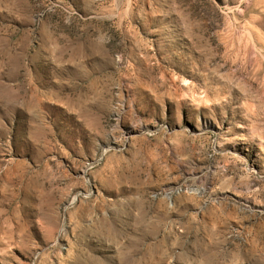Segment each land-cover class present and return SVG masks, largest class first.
I'll return each instance as SVG.
<instances>
[{
    "label": "rangeland",
    "instance_id": "374dc122",
    "mask_svg": "<svg viewBox=\"0 0 264 264\" xmlns=\"http://www.w3.org/2000/svg\"><path fill=\"white\" fill-rule=\"evenodd\" d=\"M0 264H264V0H0Z\"/></svg>",
    "mask_w": 264,
    "mask_h": 264
}]
</instances>
